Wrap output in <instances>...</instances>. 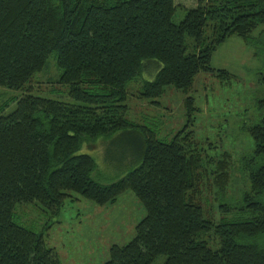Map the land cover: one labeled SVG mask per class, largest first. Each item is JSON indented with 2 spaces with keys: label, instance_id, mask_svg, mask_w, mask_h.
Returning <instances> with one entry per match:
<instances>
[{
  "label": "trees",
  "instance_id": "16d2710c",
  "mask_svg": "<svg viewBox=\"0 0 264 264\" xmlns=\"http://www.w3.org/2000/svg\"><path fill=\"white\" fill-rule=\"evenodd\" d=\"M176 0H0V86L31 90L55 55L66 99L23 93L0 115V264H63L43 232L15 220L18 204L52 216L68 198L99 205L132 190L146 209L127 244L105 264H264V115L246 130L251 153L235 160L223 144L195 138L199 107L190 93L228 38L264 45V0H197L180 21ZM157 64H156V63ZM147 71L141 97L160 104L173 86L186 94L187 122L171 140L128 116V84ZM126 137L135 166L109 183L93 177L95 158L80 152L99 137ZM206 143V145H205ZM240 173V175H238ZM240 184V186H239ZM245 189L240 206L222 202ZM218 216V217H217ZM250 237L253 242L241 241ZM212 245H217L212 247Z\"/></svg>",
  "mask_w": 264,
  "mask_h": 264
},
{
  "label": "rangeland",
  "instance_id": "374dc122",
  "mask_svg": "<svg viewBox=\"0 0 264 264\" xmlns=\"http://www.w3.org/2000/svg\"><path fill=\"white\" fill-rule=\"evenodd\" d=\"M176 1L181 6L174 18L180 21L197 0ZM231 38L214 52L211 64L217 69H227L238 78L230 83L210 72H202L190 94L195 97V104L199 107L193 126L195 138L203 143L210 139L218 145L223 144V148L217 152L229 151L235 160H239L254 148L247 126L259 122L264 115V45L260 41L246 43L238 36ZM62 72L53 55L44 70L33 76L31 90L0 86V115L12 112L17 107L18 98L25 92L66 99L69 86L59 82ZM153 74L145 71L128 84L127 117L136 124L152 128L159 138L171 140L187 122L184 106L186 94L169 86L159 98L160 104L141 97L144 80L153 79ZM127 141L126 137L117 133L109 139L99 137L94 141L93 148L88 144L83 146L80 152L91 154L97 162V169L93 173L95 179L109 183L135 166L136 149ZM243 191L245 189L242 187H231L222 202L240 206ZM145 216L146 209L132 190L107 205H99L84 197L77 200L68 198L56 216L50 215L36 203L18 204L15 208L16 222L43 232L47 245L55 248L63 264H105L110 258V247L132 240L136 225ZM257 240L264 241V234ZM241 241L254 240L247 237L241 238ZM165 259L166 256L161 255L154 264H163Z\"/></svg>",
  "mask_w": 264,
  "mask_h": 264
},
{
  "label": "crops",
  "instance_id": "0c3cea01",
  "mask_svg": "<svg viewBox=\"0 0 264 264\" xmlns=\"http://www.w3.org/2000/svg\"><path fill=\"white\" fill-rule=\"evenodd\" d=\"M231 40L234 41V42L236 41V39H234V38H231Z\"/></svg>",
  "mask_w": 264,
  "mask_h": 264
}]
</instances>
